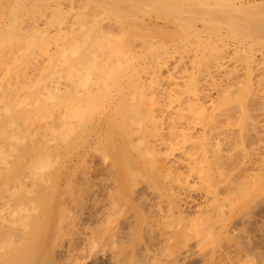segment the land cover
I'll list each match as a JSON object with an SVG mask.
<instances>
[{"label":"bare ground","instance_id":"1","mask_svg":"<svg viewBox=\"0 0 264 264\" xmlns=\"http://www.w3.org/2000/svg\"><path fill=\"white\" fill-rule=\"evenodd\" d=\"M22 5L0 9V264H264V0H101L68 25L49 4L52 27ZM96 146L91 184L72 167Z\"/></svg>","mask_w":264,"mask_h":264},{"label":"rangeland","instance_id":"2","mask_svg":"<svg viewBox=\"0 0 264 264\" xmlns=\"http://www.w3.org/2000/svg\"><path fill=\"white\" fill-rule=\"evenodd\" d=\"M5 1H7V2H5ZM11 1H13V0H9V1H8V0H2V3L4 2V5H5V3H6V4L8 3V5L10 4L9 6L7 5L8 7H7L6 5L4 6L3 4H1L2 7H3V9H4V11H5V10L7 11L6 7H7V8L11 7V8L8 9V11H9L10 9H13V8L16 9L17 5L19 6V7H17V8H21L20 6L23 7L22 4L24 3V6L26 5V7H29L28 9L30 10V12L34 10V7H35V9L37 8V9H36V10H37V11H36L37 13L41 10L42 12H41V11H40V12H41V15H42V16H43V15H46V16L48 17V15L50 14L49 11L52 10V9H51L52 6H53V8H55V12H53L54 10L51 11V12H52V13H51L52 15H51V14H50V15L53 16L54 18H55V17L57 18L58 16H60V17L65 16V15H66L65 13H67V15L65 16L67 19H66L65 17H63V18H65V22H64V19H63V18H61V19L63 20V22H62L61 19H57V20H58V21H57V22H58V23H57L58 25H60V24H62V23H63V24H67V23H69V22H70V24H71V23H75V21L77 20V19H75V18H76V17L78 18V16L81 18V20H83V19H86V20H87V18H88V20H89V22H90V20H91V16H92V15L89 14V17H88V14H85V16H84V11H85V10H83L84 8H82V7H85V6L88 4V5L86 6L88 12H87V10H86V12H87V13H90L91 9H90V11H89V8H88V7H91V6L93 7V3H95V2H101V0H99V1H98V0H92V1H91V0H86V1H83V0H82V2H83V4H82V2L79 3L81 0H79V1L76 0L77 2H76L75 0H71V1L68 0L70 3H72L73 6H74L75 3H76V5H75L74 7H77V6L79 7V6H80L79 4H81V8H75V9L72 8V9H69V10H70V13H69V10L67 9V7L71 8V6H69V5H71V4L69 3V5H68L67 0H65L64 3H63L64 0H63V1L59 0L58 3L56 2L57 0H55V2H52L53 0H52L51 2H50L49 0H47V1L50 2V3H49L50 5L53 4L51 7H50V5L47 3V1H45V0H44L45 2H44L43 0H32L33 3L31 2V0H28V1H26V0H25V1H24V0H17V1H15V0H14V3H13V4H12ZM34 1H38L39 4H36V5H35V2H34ZM39 1H41V2H39ZM60 1H61V3H62L63 5H61V4L59 3ZM74 1H75V3H74ZM87 1H88L89 3H88ZM90 1H91V3H90ZM15 2H17V3H15ZM21 2H22V4H21ZM84 2H86V4H84ZM26 3H27V4H26ZM28 3H29V4L31 3L32 6L34 5V6L32 7L33 10H32V8H30L31 6H30ZM40 3H42V4H40ZM44 3L47 4V5L44 6ZM54 3H55V5H54ZM66 3H67V4H66ZM78 3H79V4H78ZM20 4H21V5H20ZM57 4H58V5L60 4V6L58 7ZM90 4H91V6H89ZM1 5H0V9L2 8ZM13 5H14V6H13ZM28 5H29V6H28ZM37 5H38V6H37ZM39 5H40V6H39ZM42 5H43V6H42ZM64 5H65V6H64ZM84 5H85V6H84ZM12 6H13V7H12ZM55 6H57V8H56ZM63 6H64V8L62 9ZM66 6H67V7H66ZM73 6H72V7H73ZM39 7H40V10H38ZM42 7H43V8H42ZM46 7H48V8L45 9ZM49 8H50V9H49ZM58 8H59V9L61 8L62 10L60 9V10H61V11H60ZM42 9H44V10H42ZM56 9H57V10H56ZM64 9H65V10H64ZM76 9H77L78 12L76 11ZM81 9H82L83 11H82ZM85 9H86V8H85ZM58 10H59V12H64V13H63V14L61 13L62 15H58V14H59V13L57 14ZM72 10H74L73 12L76 11L75 14L72 13L73 15H71ZM10 11H11V10H10ZM12 11H13V10H12ZM44 11H45V12L48 11V15H47V13H46V14H45V13L43 14ZM56 11H57V12H56ZM33 12H35V10H34ZM36 12H35V14H37ZM79 12H80V13L82 12V14H80ZM107 12H108L109 14H108V13H105V15H106V14H107L108 16L110 15L111 17H110V16H109V17H110L111 21H113L112 19L115 18V17H112V16H113V15L115 16V13H112V11H107ZM68 13H69V15H68ZM78 13H79V15H77ZM101 13L104 15L103 12H101ZM101 13H99V16L102 15ZM110 13L113 14V15H111ZM54 14H57V15L55 16ZM38 15L40 16V13L37 14V15H35V16H38ZM50 15H49V17L47 18V20H49V21H45V20H46V16H45V19H43V20L45 21V23L47 22L46 24H47V25H50L51 27H52V26H56V20H55L56 18L54 19L53 17H50ZM86 15H87V18H86ZM103 15H102V17L105 16V15H104V16H103ZM42 16H40L41 19L43 18ZM68 16H69V18H68ZM74 16H75V17H74ZM82 16H83V17H82ZM60 17H58V18H60ZM71 18H73V19L70 20ZM51 19H52V20H51ZM68 19H69L70 21L67 22L66 20H68ZM74 19H75V21H74ZM50 20H51L52 22H50ZM54 20H55V22H54ZM88 20H87V22H88ZM60 21H61L62 23L59 24ZM72 21H73V22H72ZM53 22H54V24L52 25ZM48 23H49V24H48ZM67 25H68V24H67ZM28 39H29V38H28ZM167 39L169 40V38H167ZM168 40H166V41H168ZM168 42H169V41H168ZM166 43H167V42H166ZM176 44H177V43H176ZM26 60H27V58H25V60H23V62L25 63ZM67 105H68V106H71L72 104H67ZM73 111H75V110H73ZM111 111H112V110H111ZM4 119H5V118H3V120L1 119L2 121H0V126L2 125V126L0 127V132H1V131H4L3 126L6 128V127H7V123L9 122V121L7 122V120L5 121ZM3 121H4V122H3ZM1 122H2L3 124H4L5 122H6V123L3 125V124H1ZM83 126H84L85 128H82ZM83 126L80 128V129L82 130V131H81L82 133H83L84 131L87 132V131L91 130L92 127H93V125H92V124H89V123H86V124L83 125ZM1 128H2L3 130H2ZM86 128H87V129H86ZM18 129H20V128H18ZM83 129H84V130H83ZM20 131H21V129H20ZM14 133H15V132H14ZM14 133H13V134H14ZM16 133H18V132L16 131ZM84 133H85V132H84ZM59 136H60V135L58 134V137H56L58 140H60V138H61V139L64 138L65 143L67 142L66 144H69L68 142L72 143V144H71L72 146L69 144V146H71L72 148L78 146V144L81 145L82 143H84V141H82V143H81V142L79 143L77 140H75L74 138H72V136L70 137L71 139L69 138L68 140H65V137H64L63 135H61L60 138H59ZM56 138H55V139H56ZM57 139H56L55 141L59 142ZM70 140H72V141L75 140L76 142H74V143H75V145H76V143H77V145L75 146L74 143L71 142ZM42 141H43V140H41L40 142H42ZM55 141L53 140L52 145H53V144H54V145H56V144H60V143H55ZM52 145H51V146H52ZM54 145H53V146H54ZM97 147H98V148H97ZM72 148H71V149H72ZM92 148H93V149H92ZM92 148L90 147L89 149H86L87 152L85 153V156H84V159H82V162H80L81 160L75 162V163H74L75 166H73L72 168L75 167L74 169H75V170L77 169L76 172H79L78 170H81V171H82V170H85V171L88 170V172H89V170H91L90 173H91L92 175L89 174V175H91V176L86 177V182L91 183V184H97V183H99L100 181L103 182V180H104V181H105V180H108V179L106 178V177H108V175H107V171H106V169L108 168V166H107V165H103L104 162L102 163V161H101V160H102V157H99V156H101L102 154H103V157L107 156L108 154L106 153V150H104L105 148H102V147L99 148V146H96L95 148L92 147ZM96 148H97V149H96ZM67 149H68V147H67ZM69 149H70V148H69ZM100 149H102V150H100ZM88 150H89V151H88ZM95 150H97L98 152H97V151L95 152ZM91 151H92V152H91ZM100 152H102V153H100ZM108 152H109V151H108ZM59 153H61V152H58V155H59V157H60V154H59ZM99 153H100V154H99ZM104 153H105V156H104ZM58 155H56L57 157H56V156H53V157H47V158L44 157V158H42V164H44V165H46V166H48V167H52V166L55 167V165L57 166V164L60 163V161L63 159V158L61 157L62 159L60 158V160H58V161L55 160L56 158L59 159V158H58ZM85 157H86V158H85ZM90 157H91V158H90ZM48 158H49V159H48ZM50 158H51L52 160H51ZM98 159H99V160H98ZM43 160H44L45 162H46V160H47V162H46V163H45V162L43 163ZM50 161H51V163H50ZM84 161H85V163H84ZM54 163H55V164H54ZM56 163H57V164H56ZM87 163H88V164H87ZM47 164H48V165H47ZM52 164H53V165H52ZM74 164H73V165H74ZM76 164H78V166H77ZM83 164H84V165H83ZM105 164H106V163H105ZM96 165H97V166H96ZM81 166H82V167H81ZM100 166H101V167H100ZM103 166H104V167H103ZM77 167H78V168H77ZM106 167H107V168H106ZM44 168H45V167H44ZM84 168H85V169H84ZM103 171H105L106 173L103 172ZM102 172H103V173H102ZM93 173H94V174H93ZM98 174H99V175H98ZM104 174H105V175H104ZM102 175H103V176H102ZM43 176H44V175H43ZM45 176H46V175H45ZM95 177H96V179L99 178V179H98L99 182L95 179ZM101 177H102L103 179H102ZM87 178H88V179H87ZM90 178H91V179H90ZM89 179L91 180V182H89V181H90ZM92 179H95V180L93 181L94 183L92 182ZM101 179H102V180H101ZM95 181H97V183H96ZM105 182H106V181H105ZM29 184H30V183H29ZM29 184H27L26 186H30ZM89 185H90V184H89Z\"/></svg>","mask_w":264,"mask_h":264}]
</instances>
